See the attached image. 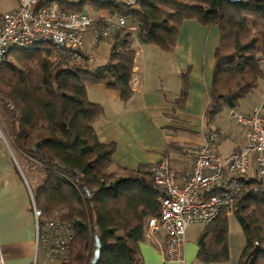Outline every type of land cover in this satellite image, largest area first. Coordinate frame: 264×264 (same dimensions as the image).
Returning a JSON list of instances; mask_svg holds the SVG:
<instances>
[{
	"label": "trees",
	"instance_id": "16d2710c",
	"mask_svg": "<svg viewBox=\"0 0 264 264\" xmlns=\"http://www.w3.org/2000/svg\"><path fill=\"white\" fill-rule=\"evenodd\" d=\"M90 2L63 7L80 12ZM98 5L135 24L142 44L167 52L175 48L185 20L219 28L207 122L225 109H237L264 80V0H140L128 10ZM125 48L119 53L112 49L97 70L54 59L52 50L41 46L12 49L0 66V110L15 146L36 162L43 177L33 191L36 206L44 218L73 228L66 264H90L96 239L101 243L97 264H141L138 245L146 240V222L160 217L162 192L152 167L116 166V146L101 143L95 128L103 107L87 97L88 84L116 90L125 102L132 97L136 52L130 45ZM233 215L246 241L239 264H264V184L255 176L242 181ZM228 220L225 214L206 225L197 241L200 262L229 260Z\"/></svg>",
	"mask_w": 264,
	"mask_h": 264
},
{
	"label": "crops",
	"instance_id": "0c3cea01",
	"mask_svg": "<svg viewBox=\"0 0 264 264\" xmlns=\"http://www.w3.org/2000/svg\"><path fill=\"white\" fill-rule=\"evenodd\" d=\"M16 7L17 0L8 11ZM220 40L217 26L207 27L197 20L183 22L171 52L142 44L137 36L130 46L136 52L134 72L139 85L133 88L127 102L121 99L120 92L103 84L87 85L88 99L103 107V116L95 128L101 143L116 146V166L152 167L169 152L172 170L178 183L183 184L193 165L192 155L208 133L225 132L216 145L223 157L242 150L244 135L230 119L232 110L225 109L211 122L205 118ZM137 41L142 44L139 50L135 49ZM256 108L264 115V80L236 110L247 115ZM0 123L5 129L0 126L4 134V140L0 139V246L6 264L31 263L36 252L32 196L43 177L36 162L15 146L1 110ZM189 229L183 263L165 260L161 248L165 246L166 233L161 231L139 243L141 264H204L198 259V239H187ZM39 262H44L42 251Z\"/></svg>",
	"mask_w": 264,
	"mask_h": 264
},
{
	"label": "built area",
	"instance_id": "2783aa9c",
	"mask_svg": "<svg viewBox=\"0 0 264 264\" xmlns=\"http://www.w3.org/2000/svg\"><path fill=\"white\" fill-rule=\"evenodd\" d=\"M84 0H17V7L0 15V66L12 49L32 46L48 47L54 59L72 64H87L97 70L94 48L108 45L117 53L123 52L138 36V28L125 16L108 9L73 12L65 3ZM88 1V0H87ZM100 5H120L135 9L140 0H89ZM90 33V45L86 35ZM132 87L139 85L136 72ZM14 110L12 104H8ZM233 124L243 132L242 150L223 157L216 148L225 136L224 131L210 132L192 155V168L186 181L179 184L168 157L151 168L155 184L162 195L158 198L160 217L150 218L145 225L148 239L166 233L161 248L167 262H184L186 232L193 224H211L223 215L232 216L242 181L254 175L264 184V115L260 108L251 114L234 109L230 112ZM0 139L4 134L0 127ZM253 173V174H252ZM36 224V252L31 263L66 264L70 261L75 238L70 224L46 219L32 196ZM44 252V262L39 253ZM0 264H6L0 246ZM90 264H93L92 262Z\"/></svg>",
	"mask_w": 264,
	"mask_h": 264
},
{
	"label": "rangeland",
	"instance_id": "374dc122",
	"mask_svg": "<svg viewBox=\"0 0 264 264\" xmlns=\"http://www.w3.org/2000/svg\"><path fill=\"white\" fill-rule=\"evenodd\" d=\"M14 1L15 0H0V14H2L5 11L10 10V8L14 4ZM90 3L85 6V10H88L90 12L91 11L97 12L100 10L99 7H96L97 3H95V5H94V3H91V4ZM98 6H100V5H98ZM126 10H128V9L126 8ZM90 39H91V35H90V33H88L86 35L87 45L90 44ZM140 44L141 43L139 41L136 42V44H135L136 50H139ZM93 52L97 58V62H96L97 66H103L108 62L109 56H110V48L108 46L101 45L98 48H94ZM10 59L14 61V58H10ZM226 112H227V110L224 112V114ZM0 126L2 127L1 123H0ZM8 127H9L8 130L10 132V126L7 125V128ZM6 134H7V131H6ZM33 191H34V189H33ZM233 214H234V211H233ZM228 222H229L228 242H229V247H230V258L227 262L219 263V264H239L242 260L243 252L245 249V242H246L245 241V235H244L243 229H242L238 219L234 215L229 216ZM205 228H206V224H202V223L193 224L188 231L187 239L188 240L194 239L196 241V239H199V237L201 236V234L203 233ZM41 256H42V254H41Z\"/></svg>",
	"mask_w": 264,
	"mask_h": 264
},
{
	"label": "water",
	"instance_id": "95a60500",
	"mask_svg": "<svg viewBox=\"0 0 264 264\" xmlns=\"http://www.w3.org/2000/svg\"><path fill=\"white\" fill-rule=\"evenodd\" d=\"M233 1H238V0H233ZM37 148V145L35 146V150ZM101 258V243L99 241V239H96V250H95V254H94V258L92 260L93 264H97L99 262Z\"/></svg>",
	"mask_w": 264,
	"mask_h": 264
}]
</instances>
